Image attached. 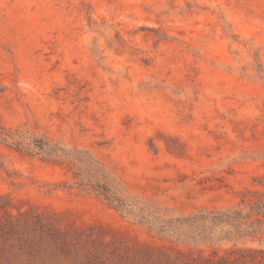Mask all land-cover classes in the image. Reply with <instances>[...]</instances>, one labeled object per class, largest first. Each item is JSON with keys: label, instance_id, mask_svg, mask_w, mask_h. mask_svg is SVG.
Returning a JSON list of instances; mask_svg holds the SVG:
<instances>
[{"label": "rangeland", "instance_id": "1", "mask_svg": "<svg viewBox=\"0 0 264 264\" xmlns=\"http://www.w3.org/2000/svg\"><path fill=\"white\" fill-rule=\"evenodd\" d=\"M0 135V264H264V0H0Z\"/></svg>", "mask_w": 264, "mask_h": 264}, {"label": "trees", "instance_id": "2", "mask_svg": "<svg viewBox=\"0 0 264 264\" xmlns=\"http://www.w3.org/2000/svg\"><path fill=\"white\" fill-rule=\"evenodd\" d=\"M0 139L6 140V138L2 137L0 135ZM40 148H43L42 145H40ZM95 187L101 189L100 193L105 197V199L109 200L112 204H114L116 207H121L124 203L122 198L116 194V192L110 190V188L101 183V182H96L94 184ZM252 212H263L264 211V201L258 200L257 202L254 203L251 207ZM215 218L222 219L223 221H235L237 223H240L242 220L248 218V215H243V213L240 210L237 209H229L225 212H216V215L214 216ZM259 220L253 221V222H245L244 227H250L253 226V224L258 223Z\"/></svg>", "mask_w": 264, "mask_h": 264}]
</instances>
